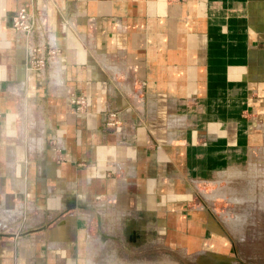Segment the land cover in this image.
<instances>
[{"label":"crops","instance_id":"crops-1","mask_svg":"<svg viewBox=\"0 0 264 264\" xmlns=\"http://www.w3.org/2000/svg\"><path fill=\"white\" fill-rule=\"evenodd\" d=\"M23 5L60 51L43 79ZM258 155L264 0H0V264H253L200 187Z\"/></svg>","mask_w":264,"mask_h":264},{"label":"rangeland","instance_id":"rangeland-1","mask_svg":"<svg viewBox=\"0 0 264 264\" xmlns=\"http://www.w3.org/2000/svg\"><path fill=\"white\" fill-rule=\"evenodd\" d=\"M239 172L201 186V196L219 213L234 241L254 242V248L243 251L246 258L253 264H264V155H258Z\"/></svg>","mask_w":264,"mask_h":264},{"label":"built area","instance_id":"built-area-1","mask_svg":"<svg viewBox=\"0 0 264 264\" xmlns=\"http://www.w3.org/2000/svg\"><path fill=\"white\" fill-rule=\"evenodd\" d=\"M11 28L24 43L27 69L43 79L46 68L60 56V51L51 44L45 18L23 5L16 10L12 17ZM71 103L75 105L76 112H81L86 107V100L83 97H72ZM103 125L106 130L113 133L119 143L128 144L131 142L132 132L128 125L119 118L116 111H108L105 114ZM52 144L57 145L53 141Z\"/></svg>","mask_w":264,"mask_h":264}]
</instances>
